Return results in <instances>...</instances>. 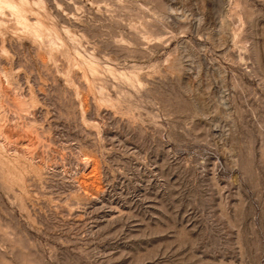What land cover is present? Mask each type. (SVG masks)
<instances>
[{
  "label": "rangeland",
  "instance_id": "1",
  "mask_svg": "<svg viewBox=\"0 0 264 264\" xmlns=\"http://www.w3.org/2000/svg\"><path fill=\"white\" fill-rule=\"evenodd\" d=\"M0 264H264V0H0Z\"/></svg>",
  "mask_w": 264,
  "mask_h": 264
}]
</instances>
